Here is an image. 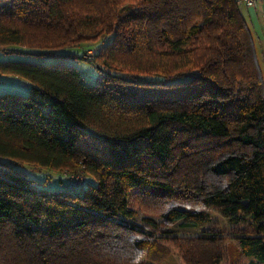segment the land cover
I'll return each instance as SVG.
<instances>
[{"label":"trees","instance_id":"obj_1","mask_svg":"<svg viewBox=\"0 0 264 264\" xmlns=\"http://www.w3.org/2000/svg\"><path fill=\"white\" fill-rule=\"evenodd\" d=\"M0 51L26 55L0 75L30 85L0 92V264H161V224L204 227L207 208L250 222L240 260L264 264V73L238 0H0ZM26 163L68 182L39 187ZM158 201L162 223L139 221ZM226 238L172 243L183 264H221Z\"/></svg>","mask_w":264,"mask_h":264},{"label":"rangeland","instance_id":"obj_2","mask_svg":"<svg viewBox=\"0 0 264 264\" xmlns=\"http://www.w3.org/2000/svg\"><path fill=\"white\" fill-rule=\"evenodd\" d=\"M242 9L244 11L246 10L244 6H242ZM256 10L258 13L264 17V0H259ZM107 41V38H100L98 41H91L87 43H82L79 45V47H68L65 50L67 52H76V53H85L86 56L89 55L94 56L96 49L103 47V43ZM21 57H26V55H8L0 51V60L4 59H17ZM73 65L77 66L83 76L84 81L87 83H97L101 76L102 72L99 70V68L92 63L81 60H70ZM30 90V85L23 81L21 78H17L11 75H5L3 77H0V92L5 91H11V92H19L23 94H27ZM31 165L26 163L25 170L27 172H30V174L35 178L36 184L39 187H44L47 189H52L58 191L59 189H62L65 184L68 182V179H64L62 182L59 181L60 178H63L62 172H56L49 169H44L43 172H33L31 171ZM93 177L89 174H87L86 182L87 185L93 181ZM83 188L77 189L76 192L82 191ZM177 203V202H176ZM185 202H181V204H184ZM164 203L161 201L158 202H143L142 204L139 203L137 205V211L139 213L138 220L141 221V218L144 216L153 217L154 219L160 221L162 223L163 218L160 213L161 207H163ZM187 205V204H184ZM188 206V205H187ZM190 207V206H188ZM192 208V207H190ZM212 217L213 221L211 223H208L204 227H185L181 224V221H176L170 225H164L161 224V229L157 230V236H165L169 243L166 242V240H161V238L158 239V246L164 245L168 249H170L169 256L163 261L161 264H183L182 257L179 253V246H174L172 243V239L174 237H195L200 235L203 230L211 227L215 230H217L220 234L226 235V243L225 245H228L226 250V256L221 264H247L248 259L240 260V250L237 246V240L236 236L242 232L247 233H253L255 232L254 226L250 222L246 223H240V224H234L229 219L221 216L216 210L207 208ZM179 245L181 244V241L177 242ZM175 247V248H174Z\"/></svg>","mask_w":264,"mask_h":264},{"label":"crops","instance_id":"obj_3","mask_svg":"<svg viewBox=\"0 0 264 264\" xmlns=\"http://www.w3.org/2000/svg\"><path fill=\"white\" fill-rule=\"evenodd\" d=\"M242 6L245 7L242 9ZM242 13L251 28V31L253 33L254 39H255V46L259 55L260 64L264 73V17H262L258 11L256 10V7L248 6L246 3L240 4ZM5 75H0V77H3Z\"/></svg>","mask_w":264,"mask_h":264},{"label":"built area","instance_id":"obj_4","mask_svg":"<svg viewBox=\"0 0 264 264\" xmlns=\"http://www.w3.org/2000/svg\"><path fill=\"white\" fill-rule=\"evenodd\" d=\"M258 1L259 0H238L240 4L246 3L248 6H251V7H256V5L258 4ZM70 178L73 180L74 185L78 186L84 183L85 175L83 172H79V173L70 175Z\"/></svg>","mask_w":264,"mask_h":264}]
</instances>
